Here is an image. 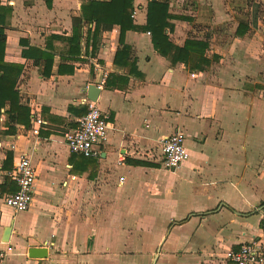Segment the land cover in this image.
Here are the masks:
<instances>
[{
    "label": "crops",
    "instance_id": "crops-1",
    "mask_svg": "<svg viewBox=\"0 0 264 264\" xmlns=\"http://www.w3.org/2000/svg\"><path fill=\"white\" fill-rule=\"evenodd\" d=\"M148 1L133 0L128 58L115 63L117 25L100 30L94 51L84 27L78 58H64L84 0H2L3 61L22 66L15 89L29 109L25 124L9 121L8 103L0 109L2 264H232L227 250L261 236L264 11L246 0H166L168 39L208 43V63L190 69L153 46L143 29ZM28 46L54 54L48 75L43 60L22 56ZM100 68L108 73L95 102L108 115L107 138L98 157L83 158L64 133L86 111ZM177 130L189 157L168 170L162 140ZM21 154L35 190L28 209L13 213L3 197L17 189L8 172ZM31 247L46 257H30Z\"/></svg>",
    "mask_w": 264,
    "mask_h": 264
},
{
    "label": "trees",
    "instance_id": "trees-1",
    "mask_svg": "<svg viewBox=\"0 0 264 264\" xmlns=\"http://www.w3.org/2000/svg\"><path fill=\"white\" fill-rule=\"evenodd\" d=\"M45 2L47 6H50L51 0H45ZM133 8V0H84L80 6L79 16L72 19V34L66 38L69 43L68 55L64 58L68 60L78 58L77 55L81 52L80 39L83 35L84 27L87 28V39L90 38L91 48L94 51L100 30L103 27H111L112 25L118 26V42L121 45L119 50H117L114 62L118 63L121 56L128 58L126 56L128 49L124 44L123 37L127 30L135 29L132 19ZM170 19H172V15L169 12V4L166 0H149L147 3L146 23L143 29L151 33L153 46L159 53L169 56L171 61L179 60L184 62L190 69H200L203 64L208 63V60L204 57V50L208 46L207 41L187 38L182 46L174 45L166 34V30L172 28ZM239 28L244 29L245 26H240L239 24ZM51 37L64 39L58 35ZM4 41V35L0 31V109L8 103L9 121L25 124L28 121L29 109L20 103L18 91L15 89L22 66L3 61ZM21 43H25V41L21 40ZM87 45L88 41L86 42ZM48 49V47L40 49L28 46L27 49L21 50V54L23 57H30L34 54L33 58L36 63L39 60H43L42 74L46 76L49 74L54 56ZM131 66L134 67L133 60L131 61ZM85 112L84 108L82 113ZM9 129L11 130L12 126Z\"/></svg>",
    "mask_w": 264,
    "mask_h": 264
},
{
    "label": "built area",
    "instance_id": "built-area-1",
    "mask_svg": "<svg viewBox=\"0 0 264 264\" xmlns=\"http://www.w3.org/2000/svg\"><path fill=\"white\" fill-rule=\"evenodd\" d=\"M2 0H0V4ZM94 67H99L97 64ZM107 71L100 68V75L95 85L102 88L107 78ZM86 112L77 117L75 125L64 133V140L68 150L84 157H98L100 146L107 138V113H103L95 101H88ZM36 124L42 123L36 118ZM38 133L37 128L33 130ZM13 148V145L11 146ZM162 165L168 170L177 168L186 161L189 153L185 147V139L179 130L167 135L162 140ZM8 175L16 182L17 189L3 197L4 204L13 213L23 212L31 205L35 190L36 173L29 157L24 154L18 156L15 166ZM261 236L241 243L236 249H229L224 257L232 264H264V213L260 219ZM4 253L0 250V264L3 263Z\"/></svg>",
    "mask_w": 264,
    "mask_h": 264
},
{
    "label": "water",
    "instance_id": "water-1",
    "mask_svg": "<svg viewBox=\"0 0 264 264\" xmlns=\"http://www.w3.org/2000/svg\"><path fill=\"white\" fill-rule=\"evenodd\" d=\"M98 92H99V88H97V86L95 84H90L87 87V98L89 100L95 101ZM6 240H7V238H4V241H6ZM28 255L30 257H46L45 249L44 248H40V247L39 248L38 247L29 248Z\"/></svg>",
    "mask_w": 264,
    "mask_h": 264
},
{
    "label": "rangeland",
    "instance_id": "rangeland-1",
    "mask_svg": "<svg viewBox=\"0 0 264 264\" xmlns=\"http://www.w3.org/2000/svg\"><path fill=\"white\" fill-rule=\"evenodd\" d=\"M247 1V3H250V2H252L253 4H258L257 6H256V9H255V6L253 7V9H252V12H263L264 11V9H263V5L261 4V3H255V0H246ZM257 2V1H256ZM237 9H236V11L237 12H246V10H247V8L245 7V6H243V7H236Z\"/></svg>",
    "mask_w": 264,
    "mask_h": 264
}]
</instances>
